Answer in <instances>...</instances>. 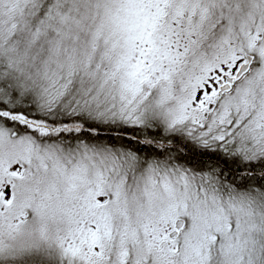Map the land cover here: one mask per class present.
<instances>
[{"label":"snow or ice","instance_id":"obj_1","mask_svg":"<svg viewBox=\"0 0 264 264\" xmlns=\"http://www.w3.org/2000/svg\"><path fill=\"white\" fill-rule=\"evenodd\" d=\"M0 264H264V0H0Z\"/></svg>","mask_w":264,"mask_h":264}]
</instances>
